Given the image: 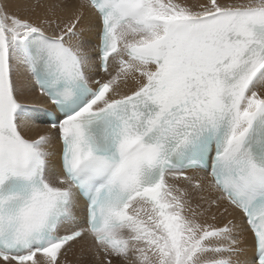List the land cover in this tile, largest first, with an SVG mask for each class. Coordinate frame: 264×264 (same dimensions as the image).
<instances>
[{"label": "snow or ice", "instance_id": "snow-or-ice-1", "mask_svg": "<svg viewBox=\"0 0 264 264\" xmlns=\"http://www.w3.org/2000/svg\"><path fill=\"white\" fill-rule=\"evenodd\" d=\"M0 264H264V0H0Z\"/></svg>", "mask_w": 264, "mask_h": 264}]
</instances>
